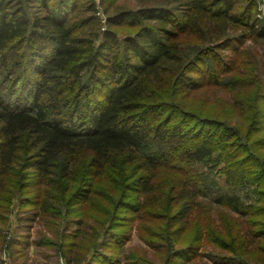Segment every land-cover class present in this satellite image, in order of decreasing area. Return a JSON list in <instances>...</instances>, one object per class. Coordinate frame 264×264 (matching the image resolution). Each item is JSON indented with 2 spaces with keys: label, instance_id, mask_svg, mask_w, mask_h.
Wrapping results in <instances>:
<instances>
[{
  "label": "trees",
  "instance_id": "obj_1",
  "mask_svg": "<svg viewBox=\"0 0 264 264\" xmlns=\"http://www.w3.org/2000/svg\"><path fill=\"white\" fill-rule=\"evenodd\" d=\"M261 132L264 0H0V210L61 258L135 227L167 264H264Z\"/></svg>",
  "mask_w": 264,
  "mask_h": 264
},
{
  "label": "rangeland",
  "instance_id": "obj_2",
  "mask_svg": "<svg viewBox=\"0 0 264 264\" xmlns=\"http://www.w3.org/2000/svg\"><path fill=\"white\" fill-rule=\"evenodd\" d=\"M260 52L261 50H259ZM182 105H186V103L183 101ZM222 109L224 110L223 107ZM234 124H237L236 120H233ZM263 136L264 132L256 135V137ZM22 169L23 166L18 170L21 172ZM16 196L20 197L18 193L15 194L7 208L2 211L0 210V264H84L88 261V258L85 262L79 261L72 254L67 256L66 259L69 260L67 261L61 258V255L55 248L38 245L41 234L44 233L48 236V233H45L42 224L37 220H29L31 213L24 211L23 202L19 201V198ZM129 235L128 242L120 250L114 252L112 249H102L103 253L111 259L110 261L107 259L105 264H150V262L154 264H167L165 257L157 254L155 250L150 248L153 246H148L139 238L135 227L132 228ZM173 246L175 247V245ZM154 247L161 246L160 244H155ZM217 251L213 246L204 243L200 249L199 258L188 264H216L217 256L214 255ZM130 254L136 257L133 262L129 259Z\"/></svg>",
  "mask_w": 264,
  "mask_h": 264
}]
</instances>
